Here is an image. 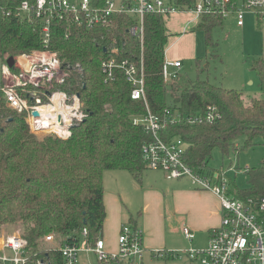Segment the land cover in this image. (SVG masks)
I'll return each mask as SVG.
<instances>
[{
    "label": "trees",
    "instance_id": "1",
    "mask_svg": "<svg viewBox=\"0 0 264 264\" xmlns=\"http://www.w3.org/2000/svg\"><path fill=\"white\" fill-rule=\"evenodd\" d=\"M20 1L0 0L3 63L9 56L46 48L56 52L62 66L79 64L82 76L71 75L60 88L78 93L82 109L88 113L71 128L66 139L49 133L39 140L30 133L25 113L0 104V233L7 226L20 227L27 242L24 264H37V260L63 264L57 249L43 248L44 236L49 233L64 236L71 243L74 232L80 243L78 234L86 228L85 243L90 247L103 239V171L126 170L140 182L147 169L141 146L148 135L131 122L133 115L145 113L144 102L131 99L130 85L119 69L105 80L100 64L109 51L104 48L114 44L119 48V58L142 57L145 96L153 113L161 115L169 107L189 115L202 111L207 104L218 107L219 118L212 123H178L168 128L167 137L179 136L186 142L184 161L194 172L211 176L226 170L209 166L215 149L224 156L264 144V55L251 65L261 97L251 98L246 104L239 90L215 86L207 80L163 82L161 66L168 34L161 16H144L142 46L127 32L133 19L114 15L110 25L91 28L53 20L44 47L40 19L5 15V10L15 8ZM222 20L217 14H209L197 23L196 29L204 32L206 46L214 45L211 31ZM244 171L246 187L238 188L228 176V194L238 199L262 194L264 159L259 166ZM128 222L137 226L132 219Z\"/></svg>",
    "mask_w": 264,
    "mask_h": 264
},
{
    "label": "built area",
    "instance_id": "2",
    "mask_svg": "<svg viewBox=\"0 0 264 264\" xmlns=\"http://www.w3.org/2000/svg\"><path fill=\"white\" fill-rule=\"evenodd\" d=\"M178 12L191 13L197 23L209 14H217L221 19L233 16L236 25L243 26L247 13H254L258 21L264 19V0H21L15 8L4 11L5 15L19 19H40L44 47L48 43L53 20L65 21L74 27L91 28L110 25L114 15H125L133 19L127 32L142 46L146 14H156L163 19ZM105 50L109 54L100 64L105 80L113 77L114 69H119L130 85L131 99L144 102L145 113L133 115L131 122L148 135V140L141 146L142 160L147 169L160 170L167 179L187 178L193 186L210 190L219 199L220 223L209 230L206 245L186 249H153L149 255L187 258L198 264H264V192L244 199L229 195L226 170L211 176L194 172L184 161L186 142L179 136L167 137L168 128L174 124L197 125L216 121L219 118L218 107L207 104L202 111L189 115L169 107L161 115L153 113L145 96L142 57L139 60L119 58V48L114 44ZM12 58L11 66L6 62L1 64L0 104L25 113L32 132H52L67 138L71 128L82 121L87 112L82 109L76 93L70 94L60 86L66 84L73 74L82 76L80 65L62 66L56 52L46 48ZM181 67L179 59H168L164 54L161 66L163 82H178ZM56 104L59 112L56 111L54 116H42L45 107ZM33 111H38V116H34ZM65 111L69 114L68 122ZM59 116L61 125L57 122ZM43 120H48L47 128L42 127ZM231 169L234 171L235 167L228 170ZM181 231L185 239H194L195 233L188 226L182 227ZM78 235L80 243L76 242L74 232L71 243H67L66 237L59 238L54 233L45 235L44 241L54 242L50 248L61 253L63 264H79L80 252H93L102 262L144 264L146 250L143 231L138 226L121 224L115 251H109L102 238L97 239L93 246H87L86 228H82ZM0 240V264H24L27 261V242L20 233L5 234ZM37 264H43V261L37 260Z\"/></svg>",
    "mask_w": 264,
    "mask_h": 264
},
{
    "label": "rangeland",
    "instance_id": "3",
    "mask_svg": "<svg viewBox=\"0 0 264 264\" xmlns=\"http://www.w3.org/2000/svg\"><path fill=\"white\" fill-rule=\"evenodd\" d=\"M163 22L166 31L170 35L168 45H171L167 50L166 56L179 59L182 62L183 67L180 70L182 83L184 81V83L194 81L198 78L207 80L215 86L236 89L242 93V98L246 104L249 103L251 98L261 97L258 79L251 65L253 60L264 55V19L258 21L257 16L250 12L245 14L243 26H238L235 18L229 16L212 29L211 37L214 45L209 46L205 45L204 32L196 29L197 23L191 13L178 12V14L164 16ZM2 63L3 60L0 58V79ZM178 82L181 83V81ZM66 122H68V119H66ZM29 131L39 140L44 135L52 133H34L30 130V126ZM263 159L264 144L255 145L248 149L231 151L224 156L215 149L212 152L209 166H222L226 169L229 178L234 181V184L238 188H244L246 187L244 169L246 167L259 166ZM229 166L238 168L234 170V173L233 169L228 170ZM238 169L241 170L239 171ZM150 173L159 174L167 181L173 180L167 179L160 170L153 172L151 169H145L142 173L141 183H138L124 170L115 171L108 169L103 171V188L105 192H110L111 194H115L114 192L116 191H122L125 196L122 202L126 200L129 205L137 208L140 205L139 191L142 186L148 184L147 175ZM125 221V223H129L127 218ZM183 221V215L167 214L164 220V237L172 241L177 248L186 249L190 247L187 243L191 241L185 239L182 234ZM19 230L20 227L7 226L1 230L0 234L20 233ZM197 237L196 241L198 243L203 241L201 234ZM53 245L54 242L47 243L44 241L43 248H50ZM84 254L82 252L79 253V264H100L93 252H88L87 257ZM182 259L156 258L146 253L144 264H184L185 260ZM187 262L190 263L189 261ZM190 264H198V262H191Z\"/></svg>",
    "mask_w": 264,
    "mask_h": 264
},
{
    "label": "crops",
    "instance_id": "4",
    "mask_svg": "<svg viewBox=\"0 0 264 264\" xmlns=\"http://www.w3.org/2000/svg\"><path fill=\"white\" fill-rule=\"evenodd\" d=\"M183 32L186 33L187 31ZM169 36L168 34V40ZM168 40L164 49L165 57H167V50L171 46L168 45ZM181 79L182 77L179 81L182 83ZM113 170L118 171L122 169ZM157 171L158 170H153V172ZM127 173L133 178L129 172ZM147 178L148 184L142 186L139 191L140 205L137 208L129 205L126 200V203L122 202L123 197L125 198L122 191H116L114 192L115 194H111L104 190L103 203L106 217L103 223L102 237L106 243V248L109 251L116 250L117 235L120 226L126 222L125 220L127 218L128 220L132 219L143 231V245L146 253L149 254L153 249H182L181 247L177 248L172 241L164 237V220L167 214L183 215V225L188 226L195 232V237L191 242L187 243L188 246L201 247L206 245L209 230L218 226L220 223V204L218 197L210 190L194 187L192 183L188 181L189 179L177 178L167 181L163 176L155 173H150L147 175ZM138 183H141V181ZM199 234L203 237V241H200V243L196 241ZM4 235L5 234L2 233L0 237ZM82 253H85L84 255L87 257L88 252ZM182 260H185L184 264L191 263L187 258H183Z\"/></svg>",
    "mask_w": 264,
    "mask_h": 264
},
{
    "label": "water",
    "instance_id": "5",
    "mask_svg": "<svg viewBox=\"0 0 264 264\" xmlns=\"http://www.w3.org/2000/svg\"><path fill=\"white\" fill-rule=\"evenodd\" d=\"M105 50V48H104ZM6 63L7 65L11 66L13 64V58L12 56H9L7 59H6ZM77 97H79V94L77 93L76 94ZM34 116H38V111H33L32 113ZM57 122H58V125H61V119H60V116L57 118ZM42 127L43 128H47L48 127V120H43L42 121Z\"/></svg>",
    "mask_w": 264,
    "mask_h": 264
},
{
    "label": "bare ground",
    "instance_id": "6",
    "mask_svg": "<svg viewBox=\"0 0 264 264\" xmlns=\"http://www.w3.org/2000/svg\"><path fill=\"white\" fill-rule=\"evenodd\" d=\"M52 107V108H51ZM46 108H51V109H43V112H42V114H44V116L43 117H48V116H54L55 115V113H56V111H58L59 112V110H58V108H57V104H56V106H49V107H46ZM42 109V108H41ZM68 110V109H67ZM65 118L66 119H68V112L67 111H65ZM68 121H69V119H68Z\"/></svg>",
    "mask_w": 264,
    "mask_h": 264
}]
</instances>
